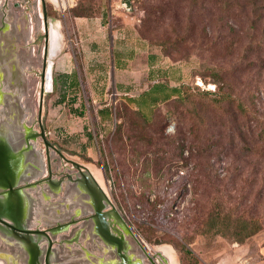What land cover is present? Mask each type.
Returning a JSON list of instances; mask_svg holds the SVG:
<instances>
[{
  "label": "rangeland",
  "instance_id": "rangeland-1",
  "mask_svg": "<svg viewBox=\"0 0 264 264\" xmlns=\"http://www.w3.org/2000/svg\"><path fill=\"white\" fill-rule=\"evenodd\" d=\"M124 1L39 3L61 38L53 56L46 53L54 78L42 108L48 139L93 172L151 253L166 247L176 264H264V0H131V10ZM32 2L10 7L19 17ZM35 12L24 38L35 45L25 98L38 104L39 78L28 71L35 65L38 76L43 57ZM151 56L155 69L194 86L196 98L203 96L195 84L214 94L197 106L159 102L141 116L129 97L149 87ZM65 72L79 77L84 115L59 102ZM222 92L233 100L220 101ZM105 105L110 120L98 115ZM217 210L259 219L262 228L243 243L203 232Z\"/></svg>",
  "mask_w": 264,
  "mask_h": 264
},
{
  "label": "flooded vegetation",
  "instance_id": "flooded-vegetation-1",
  "mask_svg": "<svg viewBox=\"0 0 264 264\" xmlns=\"http://www.w3.org/2000/svg\"><path fill=\"white\" fill-rule=\"evenodd\" d=\"M3 1L0 2V165L6 162L9 169L4 172L5 177L0 174V264H57L49 250L50 241L61 251V264L68 260V264H93L99 255L107 259L113 253L119 256L117 252H124L123 248L108 239L111 232L116 233L114 228L129 236L125 223L113 212L105 215L106 224L96 223V206L104 205V201L97 199L92 185L84 181L76 166L68 163L63 152L48 139L42 122L40 98L46 57L45 26L43 31H37L44 35L41 72L37 76L35 65L28 68L34 81L39 78V103L38 97L36 102L29 96L25 98L27 94L31 96V92L24 63L30 59L35 45H32L33 40H21V32L16 37L15 32L21 21L30 22L29 11L34 8L45 25V14L42 16L39 11L41 0L28 3L19 17L10 7V0ZM20 41L25 46L30 45L28 51H22ZM45 139L52 146L47 147ZM14 166L16 168H12ZM17 174L20 177H16ZM79 184L84 186L79 189L80 196L75 190L72 194L68 191L70 185L76 188ZM25 228H39L45 233L26 234L22 231ZM139 241L148 257L143 256V248L134 241L135 250L146 264H171L162 252L151 253L140 238ZM119 259L122 258L119 256Z\"/></svg>",
  "mask_w": 264,
  "mask_h": 264
},
{
  "label": "trees",
  "instance_id": "trees-1",
  "mask_svg": "<svg viewBox=\"0 0 264 264\" xmlns=\"http://www.w3.org/2000/svg\"><path fill=\"white\" fill-rule=\"evenodd\" d=\"M155 56H151L150 60V74L151 80L149 87L143 90L138 96L129 97V101L133 103L137 112L143 116L147 115L151 109L159 102H168L175 99L182 104L192 103L197 105H203V98L214 94L211 90L201 91L200 86L195 84L198 88V92L202 93V97L199 99L195 96L194 86L186 84L181 78H172L171 70L169 69H155ZM60 78V90L61 99L60 103L70 105V111L79 115L85 114V105L81 102L76 105L79 99V77L76 72L62 73ZM172 81H176L175 84H171ZM55 85H58V79L55 77ZM217 93V92H216ZM215 93V94H216ZM220 101L233 100L228 93L222 92L217 94ZM69 100V102H68ZM236 108L245 114H249V110L245 107L244 103L237 101ZM113 108L110 105H105L98 110V115L101 119L110 120L112 116ZM92 134H89L91 137ZM262 228V223L259 219L246 220L241 217L234 218L230 214H223L220 210L213 211L209 216V219L204 224L203 232H212L223 235L225 237H231L233 240L243 243L246 239L257 233ZM187 253L191 254L190 250ZM197 261V260H195Z\"/></svg>",
  "mask_w": 264,
  "mask_h": 264
},
{
  "label": "water",
  "instance_id": "water-1",
  "mask_svg": "<svg viewBox=\"0 0 264 264\" xmlns=\"http://www.w3.org/2000/svg\"><path fill=\"white\" fill-rule=\"evenodd\" d=\"M131 0H125L123 2V5L127 7L128 10H131ZM44 20V26H45V31H46V48H45V53L50 52V56H53L54 52L52 51L53 47L50 44V29H49V22H54L52 20H48V18L46 16H44L43 18ZM19 30L21 31V33H19V36L21 37V40H24V33L29 31V27L30 24L27 21H21V25L19 26ZM24 28V29H23ZM22 30L24 31L22 33ZM16 33V37H17V32ZM18 36V37H19ZM51 65H52V61L49 60L47 61L46 57L44 59V70H43V74H42V91H41V98H40V113L42 111L43 108V96L45 92H50L53 90V86H54V78L52 75V69H51ZM52 87V90H50L49 87ZM43 137H45V134L43 133ZM45 144L48 146H52V144L45 139ZM54 148V146H53ZM1 158V155H0ZM70 162H72L76 168L79 170V173L84 176V181L90 183L92 185V188L95 191V194L97 196V199L100 202L104 201V205H100V206H96V211L98 213L97 219H96V223L98 225H101L102 223L106 224L105 221V215L110 212H113V214L121 219L120 221L125 223V228L127 230V232L129 233V236H126L125 234H123L119 229L114 228V231L116 233H112L111 232V236H110V240L111 242H116L114 244L116 245H120L121 248H123L124 252H122V250H118L117 253H119V256L122 258L121 260L119 259V256L114 255L110 258H103L100 255L95 257V260L93 262V264H146L145 259L142 256H139V252H136L135 249H137V246H135V242L139 244V248H143L144 253L143 256H147V252L145 250V247L141 244V242L139 241V238L137 237V235L135 234V232L133 231V229L131 228V226L127 223L126 220H124L122 214L120 213V211L118 210V208L114 205V203L112 202V200L110 199V197L107 195L105 189L103 188V186L99 183V181L95 178V176L93 175V173L91 172V170L78 162H75L73 160H68ZM6 163V162H5ZM0 165V174L3 175V177H5V173H6V169H9V166H7L6 164ZM12 168H16V166L12 167ZM5 172V173H4ZM16 177H20V175H16ZM11 189H13V183L9 184ZM82 187L84 188V186L77 185V187L75 188L73 185H70L68 187V191L72 194V191L75 190L77 191L75 194L80 196L81 194V190ZM80 193V194H79ZM24 233L26 234H42L45 233L44 230H41L39 228H25L22 230ZM107 232H110L109 229ZM110 234V233H109ZM131 238L132 240V244H130L131 240L129 239ZM135 241V242H134ZM113 249H115V247L112 246ZM49 250L50 252L52 251V255H53V259H55L57 261V264H61V258L59 257L60 254V249L58 248H54L53 247V242L50 241V245H49ZM136 252V253H135ZM147 259V258H146ZM69 263V260L67 261ZM67 262L62 261V264H68ZM78 264H81L78 262Z\"/></svg>",
  "mask_w": 264,
  "mask_h": 264
},
{
  "label": "bare ground",
  "instance_id": "bare-ground-1",
  "mask_svg": "<svg viewBox=\"0 0 264 264\" xmlns=\"http://www.w3.org/2000/svg\"><path fill=\"white\" fill-rule=\"evenodd\" d=\"M35 20L37 22H41V18L38 17L37 13H35ZM38 26V23H36V27ZM58 27H56L55 23L54 22H49V29L51 31L50 33V44L49 46L51 45L53 48L52 51H55L59 46H60V41H61V38H60V41L58 42V32L59 30L57 29ZM31 35V28H29V31L28 32H25L24 33V37L23 38H27ZM31 59V57H30ZM30 59H26L25 60V63L24 64H30L31 60ZM30 60V61H29ZM51 69H52V65H51ZM50 90L52 89V87L50 86L49 87ZM92 172V171H91ZM93 173V172H92ZM94 175V174H93ZM95 176V175H94ZM96 178V177H95ZM97 179V178H96ZM100 183V182H99ZM101 184V183H100ZM158 250V249H157ZM160 252H162L165 256H167L169 258V260L171 261V264H176L175 262V259H174V256L172 254V252L170 250H168L166 247L164 248L163 246L159 249Z\"/></svg>",
  "mask_w": 264,
  "mask_h": 264
}]
</instances>
